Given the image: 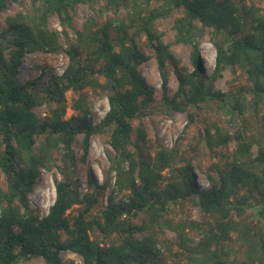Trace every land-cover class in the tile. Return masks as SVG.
Here are the masks:
<instances>
[{
    "label": "trees",
    "instance_id": "obj_1",
    "mask_svg": "<svg viewBox=\"0 0 264 264\" xmlns=\"http://www.w3.org/2000/svg\"><path fill=\"white\" fill-rule=\"evenodd\" d=\"M20 1L0 0V16ZM104 1L100 6V0H30L26 10L5 19L0 32V173L6 183L0 185V264L33 258L74 264L63 263V252L80 256L84 264H165L164 230L176 236L174 243L185 260L178 264H264V226L244 217L247 209H256L264 219V132L257 139L240 124L246 115L258 122L264 106L263 5L256 0ZM80 4L91 14L70 38V12ZM121 10L126 14L119 15ZM176 12L175 36L166 43L158 22ZM52 18L65 30H51ZM207 35L216 49L209 78L200 56ZM142 37L154 51L165 115L186 114L188 129L198 122L203 105L215 103L237 127L233 135L218 123L205 128L206 148L220 158L212 165L214 175L206 176L207 188L197 184L195 157L180 143L172 149L157 144L153 154L144 152L148 139L143 120L155 112L157 101L141 72L152 58L141 47ZM179 45L192 47L193 71L181 66L173 50ZM28 53L65 54L69 62L60 75L43 73L21 83ZM229 69L241 71L247 84L227 92L206 86V79L218 81ZM171 73L178 81L173 96ZM85 91L107 98L109 108L102 118L95 119ZM69 92L80 95L71 103L70 117ZM42 106L47 107L44 116L36 112ZM80 135L82 162L93 136L107 137L109 147L102 184L88 172L90 191L85 194L75 170L74 145ZM232 141L236 147L229 150ZM43 170H57L61 177L55 178L54 203L40 219L30 196ZM110 190L99 215L92 214ZM185 202L213 220L203 224L169 217Z\"/></svg>",
    "mask_w": 264,
    "mask_h": 264
},
{
    "label": "rangeland",
    "instance_id": "obj_2",
    "mask_svg": "<svg viewBox=\"0 0 264 264\" xmlns=\"http://www.w3.org/2000/svg\"><path fill=\"white\" fill-rule=\"evenodd\" d=\"M256 1L261 2L264 7V0ZM104 4L105 1L100 0V6H104ZM29 6L30 0H21L19 4L11 3L9 10L0 16V32L5 29V19L7 16H14L17 12L24 11ZM70 13L73 19V28H67V32L70 38H74L75 30H80L82 28V24L91 14V10L87 5L80 4L76 6L74 10H71ZM125 14L126 12L124 10L119 12V15L121 16ZM109 15L114 16V13L110 12ZM178 16H180V13L176 12L169 19L158 22L159 29L165 33L164 41L166 43L173 40L175 36L172 26L174 20ZM49 28L59 32L65 30L57 18H52L50 20ZM140 44L143 50L152 57L149 62L141 66V72L145 83L155 90V98L157 101L152 106V109L155 112L143 120L147 130L148 139L147 144L143 145L144 152L145 154H153L157 148V144L163 148L166 146L170 148L171 145L175 146V144L180 143L182 150L185 151L188 156L195 157L194 165L197 184L202 188H207L209 186V180L206 178V176L207 174L214 175V172L212 171V165L217 164L220 158L212 156L209 150L206 148L205 142L203 140L205 128L210 126L212 123H218L221 127H228L231 135H233L237 127L230 125V117L227 116L222 110L218 109L215 103L203 105L199 111L200 115L198 122L188 129H186L188 122L186 114L177 113L172 117L165 115L160 105L162 98V81L158 70V65L154 57V51L148 47L146 43V37L141 38ZM173 50L181 59V66L188 67L191 71L195 69V66L192 63V47L190 45L175 46L173 47ZM200 56L203 61L202 65L205 70L206 77L209 78L215 68L216 49L210 43V38L208 35L205 36L200 44ZM68 62L69 59L65 54L43 55L40 53H28L24 57L19 80L21 83H27L29 80L37 78L43 73L50 75L52 72L55 75H59L64 71L65 67L68 65ZM144 75L147 76L146 79ZM205 84L214 92H227L231 89L236 90L239 86L247 84V81L246 76L241 71H238L234 74L229 69L224 73V77L222 79L215 82L206 79ZM177 88V78L174 73H171L169 82V95L173 96ZM83 93L90 96L92 112L95 116V119L102 118L103 114L106 112L105 110L109 108L107 98L104 95L92 94L89 91H85ZM79 96L80 95L73 94L71 92L67 93L66 105L69 108L67 114L68 117L74 114L70 106L73 99L78 98ZM36 112L40 116H44V113L47 112V107L42 106L37 108ZM240 124H246L247 128H249V134H252L257 139H259L260 135L263 134L262 132H264V106H262V111L258 115V122L250 115H246L245 121ZM137 126L138 121H135L134 127L136 128ZM83 139V135L77 137L76 144L74 145V154L76 163L75 170L81 180L80 191L82 194H85L83 191L84 188H87L88 191H90V188L87 184L88 172H92L99 184H102L104 179V171L109 168V160L106 153V150L109 147L106 144L107 137H104L103 140L99 136H93L90 141L89 152L86 156V160L85 162H82L81 157L83 156L84 152L81 147V143ZM235 147V142L232 141L229 144V150H234ZM130 149L135 150L133 146H131ZM253 150L254 153L257 154V146H255ZM56 177L58 179L61 177L57 170L52 172L43 170L40 179L35 186V190L30 196L31 207L36 210L41 217L45 216L49 212V208L54 203L56 197ZM0 185L6 187L4 177L1 173ZM110 193L111 190L102 197V202L96 209L92 211V214L99 215V210L102 209L103 205L107 203L108 195ZM118 198H121V196H118ZM169 217L177 221L195 220L203 224H207L213 220L211 216L201 213L200 209L192 202H185L182 205L175 206L172 209V213L169 215ZM244 217L247 218L252 224L261 222L264 226V219L256 209H247ZM197 234L198 233L191 232V235L194 237H196ZM160 238L162 241H168L167 245L161 248V256L164 263H183L185 260H183V256L181 254L179 255V248L174 243L176 239L175 234L168 230H164ZM177 254L179 256L176 257ZM62 261L63 263L73 261L74 264H84L83 259L72 252H63ZM21 264H45V261L42 258H33L29 261L22 262Z\"/></svg>",
    "mask_w": 264,
    "mask_h": 264
},
{
    "label": "built area",
    "instance_id": "obj_3",
    "mask_svg": "<svg viewBox=\"0 0 264 264\" xmlns=\"http://www.w3.org/2000/svg\"><path fill=\"white\" fill-rule=\"evenodd\" d=\"M62 73H63V72H62ZM62 73H61V74H62ZM59 75H60V74H59ZM105 113H106V112H105ZM105 113L103 114V116L105 115ZM44 115H45V114H44ZM173 147H174L173 145H171L170 148H169L168 146H166L165 149H172ZM83 191H84V193H87V192H88V189H87V188H84ZM47 215H48V213H47L45 216H43V217L40 216V219H43V218L46 217Z\"/></svg>",
    "mask_w": 264,
    "mask_h": 264
},
{
    "label": "bare ground",
    "instance_id": "obj_4",
    "mask_svg": "<svg viewBox=\"0 0 264 264\" xmlns=\"http://www.w3.org/2000/svg\"><path fill=\"white\" fill-rule=\"evenodd\" d=\"M144 77H145V79L147 78V76H146V75H144Z\"/></svg>",
    "mask_w": 264,
    "mask_h": 264
},
{
    "label": "water",
    "instance_id": "obj_5",
    "mask_svg": "<svg viewBox=\"0 0 264 264\" xmlns=\"http://www.w3.org/2000/svg\"><path fill=\"white\" fill-rule=\"evenodd\" d=\"M201 62V60L199 61V63Z\"/></svg>",
    "mask_w": 264,
    "mask_h": 264
}]
</instances>
